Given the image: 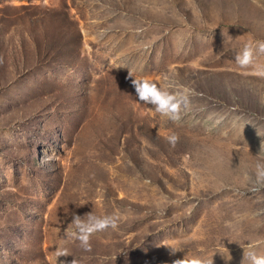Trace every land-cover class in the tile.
<instances>
[{"label":"rangeland","instance_id":"374dc122","mask_svg":"<svg viewBox=\"0 0 264 264\" xmlns=\"http://www.w3.org/2000/svg\"><path fill=\"white\" fill-rule=\"evenodd\" d=\"M249 38L264 0H0V264L264 253V78L234 63ZM129 71L188 88L182 119L140 103ZM91 211L124 215L85 251L64 237Z\"/></svg>","mask_w":264,"mask_h":264},{"label":"clouds","instance_id":"9594fccd","mask_svg":"<svg viewBox=\"0 0 264 264\" xmlns=\"http://www.w3.org/2000/svg\"><path fill=\"white\" fill-rule=\"evenodd\" d=\"M258 55H264V40L249 38L242 51L236 54L234 63L241 70H250L252 75L264 78V64L255 63ZM129 79L135 89L138 101L152 106L149 111L154 110L162 117L179 122L190 108V90L186 87L181 86L173 90L166 85L157 83L150 77H135L131 71H129ZM168 140L172 146H175L179 137L173 134L168 137ZM256 157L258 161L264 160V145L261 146L260 153ZM255 183L259 187H264V162H257L255 165ZM123 215V213L116 212L97 216L94 211H91L82 217L73 212L69 227L74 226L75 230L69 232L66 229L64 239H78L83 250L91 251V237L97 232L117 229ZM167 248L171 256H175L179 252L174 247ZM249 248L252 250H244L241 264H264V253H257L251 244ZM54 255L57 258L69 257V249L66 246H57ZM71 264H80V262L74 258ZM172 264H214V259L209 256H192L187 253L183 258L174 259Z\"/></svg>","mask_w":264,"mask_h":264}]
</instances>
